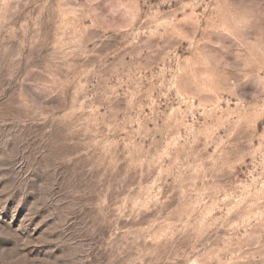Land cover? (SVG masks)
<instances>
[{"label": "rangeland", "instance_id": "374dc122", "mask_svg": "<svg viewBox=\"0 0 264 264\" xmlns=\"http://www.w3.org/2000/svg\"><path fill=\"white\" fill-rule=\"evenodd\" d=\"M0 264H264V0H0Z\"/></svg>", "mask_w": 264, "mask_h": 264}]
</instances>
